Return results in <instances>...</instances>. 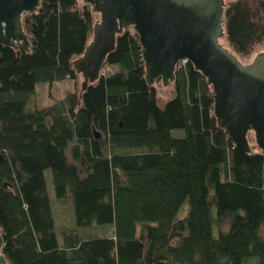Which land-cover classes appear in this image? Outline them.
Segmentation results:
<instances>
[{
    "label": "trees",
    "instance_id": "obj_1",
    "mask_svg": "<svg viewBox=\"0 0 264 264\" xmlns=\"http://www.w3.org/2000/svg\"><path fill=\"white\" fill-rule=\"evenodd\" d=\"M96 19L81 0H40L22 17L29 52L0 46L6 263L264 264V156L234 147L217 126L211 87L189 62L176 65L172 98L159 107L131 29L116 36L104 75L81 90L72 61ZM223 21L240 62L264 52V0H224ZM63 81L74 89L62 100L26 110L35 85ZM45 170L58 199L70 193L77 227L111 224L112 235L84 240L68 231L59 244ZM185 202L188 213L175 223Z\"/></svg>",
    "mask_w": 264,
    "mask_h": 264
},
{
    "label": "water",
    "instance_id": "obj_2",
    "mask_svg": "<svg viewBox=\"0 0 264 264\" xmlns=\"http://www.w3.org/2000/svg\"><path fill=\"white\" fill-rule=\"evenodd\" d=\"M98 16L83 53L72 61L81 90L98 81L116 36L136 35L149 86L172 84L178 63L189 62L211 87L213 115L234 147L264 156V52L246 63L220 44L224 0H81ZM40 0H0V46L29 52L22 16L34 14ZM251 134L254 145H249ZM2 238L0 236V249ZM0 264H7L0 253Z\"/></svg>",
    "mask_w": 264,
    "mask_h": 264
},
{
    "label": "rangeland",
    "instance_id": "obj_3",
    "mask_svg": "<svg viewBox=\"0 0 264 264\" xmlns=\"http://www.w3.org/2000/svg\"><path fill=\"white\" fill-rule=\"evenodd\" d=\"M96 17H97L96 20H98L97 15ZM219 42L222 46L227 47L224 40H220ZM77 83H78L77 85L81 87L82 78L80 75ZM154 87L157 93V98H156L157 105L159 107H162L168 100L172 98V92H173L172 87L171 85L164 87L159 80H157V82L154 83ZM73 89H74V83L71 81H63L60 83H55L51 86H48L46 84H37L35 85L34 88V94L31 96V98L29 99L26 105V110L32 112L36 109L38 110L45 109L51 106L53 103H57L60 100H62L65 94L67 92L72 91ZM171 136L173 138H181L183 136V132L181 130H173L171 132ZM66 156L70 161L69 151L66 152ZM44 178L46 183L47 196L50 202L52 216L54 219V225H55L54 233L59 244L62 243L63 233H67L68 231H74L81 239L84 240L107 238L112 235L113 227L111 224H107V225L92 224L86 227H77L75 224L70 193L67 192L65 198L58 199L54 193L50 170H45ZM209 206L214 214L215 209H214V201L212 198H209ZM187 213H188V203L185 202L181 207V209L179 210L174 222L176 223L180 220H183L186 217ZM180 237H181L180 234L173 231L170 236V244L172 246L177 245L180 240Z\"/></svg>",
    "mask_w": 264,
    "mask_h": 264
},
{
    "label": "built area",
    "instance_id": "obj_4",
    "mask_svg": "<svg viewBox=\"0 0 264 264\" xmlns=\"http://www.w3.org/2000/svg\"><path fill=\"white\" fill-rule=\"evenodd\" d=\"M181 63H185V62H181ZM102 75H104V71L103 70H101V75L100 76H102Z\"/></svg>",
    "mask_w": 264,
    "mask_h": 264
},
{
    "label": "flooded vegetation",
    "instance_id": "obj_5",
    "mask_svg": "<svg viewBox=\"0 0 264 264\" xmlns=\"http://www.w3.org/2000/svg\"><path fill=\"white\" fill-rule=\"evenodd\" d=\"M23 17V16H22Z\"/></svg>",
    "mask_w": 264,
    "mask_h": 264
}]
</instances>
